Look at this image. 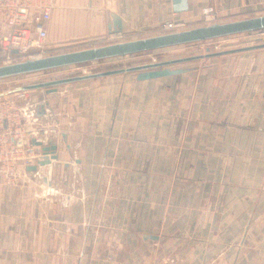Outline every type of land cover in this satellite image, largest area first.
Wrapping results in <instances>:
<instances>
[{"label":"crops","instance_id":"crops-1","mask_svg":"<svg viewBox=\"0 0 264 264\" xmlns=\"http://www.w3.org/2000/svg\"><path fill=\"white\" fill-rule=\"evenodd\" d=\"M206 2L54 0L48 40L110 36V12L117 33L156 29ZM164 77L30 92L18 141L41 151L40 134L57 158L0 181V264H264V48Z\"/></svg>","mask_w":264,"mask_h":264},{"label":"rangeland","instance_id":"rangeland-1","mask_svg":"<svg viewBox=\"0 0 264 264\" xmlns=\"http://www.w3.org/2000/svg\"><path fill=\"white\" fill-rule=\"evenodd\" d=\"M205 6L213 7V14L206 16L203 13V8ZM264 14V0H208V2L201 5L193 14L184 15L179 18L181 20L182 26L177 29H189L197 26L208 25L212 23H223L233 20H239L243 18H249L254 16H259ZM168 32L161 28L160 24L155 29H143V30H133L130 32L114 33L110 36L105 35V37L99 38L98 40H91L86 42H80L77 45L60 46L54 45L47 39V48L44 55H50L54 53H59L68 50H74L89 46H96L101 44H106L115 41H124L128 39L141 38L145 36L156 35L160 33ZM264 43V27L255 28L250 30L238 31L230 34L214 36L206 39H198L194 41L178 43L173 45H167L162 47H155L151 49L130 52L123 55H114L104 58L92 59L87 61H81L71 64H66L57 67L43 68L33 71H27L22 73L10 74L0 77V96H11L16 91H24L25 96L30 95V92H37L43 90L46 87H35V88H21V86L39 82L44 80H49L58 77H66L76 74H84L99 70H106L117 67H126L133 64L157 61L163 59H169L174 57L189 56L195 54H205L207 51H217L231 48H239L245 46H251L255 44ZM264 46L252 47L241 50H236L232 52H226L218 55H202L201 57L189 59L185 61H180L177 63L170 64V67H190L189 70L177 74L166 75L164 78H171V82H183L189 81L191 78L196 76L198 70L204 68L207 64L211 63L213 60L237 56L241 52H250L259 49H263ZM24 57H16V60L7 61V59L0 57V64L23 60ZM134 71H123L118 73H112L108 75H102L98 77H91L81 80H73L63 82L57 85H79L90 80H96L97 78L103 79L111 76H118L123 78L124 76H133ZM162 77V76H161ZM156 78V77H155ZM159 78V77H158ZM122 79V80H123ZM159 80V79H155ZM162 80V79H160ZM21 104L24 99H21ZM40 134H39V136ZM42 139V138H41ZM25 179H30L31 175L26 174L22 176Z\"/></svg>","mask_w":264,"mask_h":264},{"label":"water","instance_id":"water-1","mask_svg":"<svg viewBox=\"0 0 264 264\" xmlns=\"http://www.w3.org/2000/svg\"><path fill=\"white\" fill-rule=\"evenodd\" d=\"M171 6L175 12L187 10L188 0H171ZM110 14L112 16V20L109 24V31L119 32L121 30V19L114 12H110ZM261 27H264V14L239 20H233L229 22L212 23L189 29L172 30L156 35L128 39L124 41H115L96 46H89L74 50L63 51L40 57L25 58L23 60L0 64V77L43 68L57 67L81 61L104 58L114 55H123L130 52L184 43L198 39H206L214 36L225 35L238 31L250 30ZM260 46H264V43L239 48L207 51L205 54L174 57L169 59L133 64L126 67H117L84 74L58 77L49 80L29 83L21 86V88L46 87V92H51L55 91L57 89V85L63 82L98 77L123 71H134L135 77L138 80L155 78L185 72L190 69V67H170V64L173 63L198 58L202 55H218L226 52H232L236 50ZM13 51L15 52L16 50L14 49ZM44 104L45 102L40 103V108L38 109L37 114H43L45 112ZM31 143L36 147H40L41 157L36 161V163L28 164L26 166L27 170H34L36 169L37 165H43L45 163L50 162L52 158H57V145L55 143L46 142L45 140L36 137H32Z\"/></svg>","mask_w":264,"mask_h":264},{"label":"built area","instance_id":"built-area-1","mask_svg":"<svg viewBox=\"0 0 264 264\" xmlns=\"http://www.w3.org/2000/svg\"><path fill=\"white\" fill-rule=\"evenodd\" d=\"M53 5L54 0H0V52L4 59L11 61L16 57L44 55L47 22ZM202 10L206 16L213 14L212 6H205ZM182 23L179 19H167L160 26L172 31L181 28ZM25 95L24 91H16L11 96H0V181L6 185L25 179L22 176L28 172L26 166L41 157V151L18 141L23 131L19 126L20 117L28 106L19 101L25 99Z\"/></svg>","mask_w":264,"mask_h":264}]
</instances>
